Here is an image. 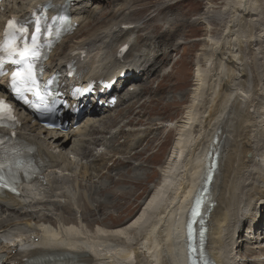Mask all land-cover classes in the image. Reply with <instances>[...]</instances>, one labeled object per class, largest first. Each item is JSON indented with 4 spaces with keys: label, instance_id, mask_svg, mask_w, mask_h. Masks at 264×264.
Instances as JSON below:
<instances>
[{
    "label": "bare ground",
    "instance_id": "1",
    "mask_svg": "<svg viewBox=\"0 0 264 264\" xmlns=\"http://www.w3.org/2000/svg\"><path fill=\"white\" fill-rule=\"evenodd\" d=\"M47 1L70 2L77 32L94 23L87 35L61 40L47 62L48 71L62 74L65 88L118 77L113 93L102 98L105 103L115 95L118 101L114 108L84 105L85 120L75 128L72 119L67 132L32 123L28 113L18 109L22 121L18 133L35 148L42 170L23 187V195L0 197V255L36 264H189L186 225L217 152L203 207L208 232L200 255L206 253L216 264H264V71L253 69L247 52L250 47L264 65V0H222V8L210 0L200 16L189 22L205 23L208 35L196 55L185 113L171 125L176 133L172 149L138 215L115 227L98 214L87 219L93 211L96 215L103 200L111 202L114 192L105 197L98 196V190L83 194L78 176L88 180L99 174L118 153L113 143L131 125L126 123L129 111L125 109L143 95L144 85L161 74L165 65L157 61L167 58L170 50L157 35L158 24L151 25L153 35L145 34L139 49L132 35L144 30V24L131 21L129 14L115 16L112 10L108 13L114 17L108 21L102 18L104 13L94 17L92 7L101 3L98 9L104 12L108 0H3L0 38L8 18L23 17ZM174 21L167 19L166 31ZM127 43L131 44L127 54L118 56ZM182 43L180 39L177 46ZM69 60L78 65L74 79L66 77ZM125 73L129 77L122 80ZM6 85V78L0 79V96ZM122 104L123 113L106 114ZM110 120L114 122L109 126ZM138 131L129 129L128 152L148 140L149 133L137 137ZM99 145L107 150L95 154ZM112 170L108 179L119 180L116 174L121 169ZM145 174V169L135 168L130 178L140 181Z\"/></svg>",
    "mask_w": 264,
    "mask_h": 264
},
{
    "label": "rangeland",
    "instance_id": "2",
    "mask_svg": "<svg viewBox=\"0 0 264 264\" xmlns=\"http://www.w3.org/2000/svg\"><path fill=\"white\" fill-rule=\"evenodd\" d=\"M209 1L210 0H108V2L103 5V7H106L104 12H102L103 8L99 10L101 3L95 4L98 6L97 8L92 7L91 11L92 13L94 12L93 16H98L99 18L103 16L102 18L105 17L106 21L114 17L113 14L108 13V10H112L115 12V16L117 14H129L131 21L136 23L139 22L141 25L144 24L146 27L144 30L137 33L135 32V34L132 35L139 49H141L144 44V36L147 34L153 35V30L150 28L151 25L156 26L158 24L160 29L157 35H162V40L166 41V48L168 51L170 50V53H167V58L159 57L157 61V63L165 65L161 74L149 84L144 85L143 95H141L133 105L125 109L129 111V117L126 123H130L131 125H127L128 127L123 131L122 135L113 143L114 150L116 149L118 153H115L116 151L114 152V158L111 157L107 160L105 167L102 168L99 174L94 173V176L97 175V177L92 175L87 180L84 179L82 175L78 176L79 185L81 187L80 190L78 186V190L83 194L85 191L86 193H96L98 190V196H106L107 193L110 194L114 192L111 202L103 200L104 202H101L102 204L100 203L101 207L99 208L100 210L96 212V215L93 211V216H88L87 219H95L98 214L100 219L104 218L106 223L114 227L132 220L138 215L142 207V201L150 193V187L156 184L160 178L159 169L168 158L176 137L175 130L171 129V125L175 123V121L181 119L185 113L186 105L190 98L188 91L190 87H192L193 76L195 74L196 55L202 44L207 42L203 41L208 35L205 23L189 22L194 21L195 18L200 16L207 7ZM217 2L218 7L222 8L224 5L222 4V0H216V3ZM102 13L104 14L102 15ZM92 18L93 17L89 18V20H92ZM168 18H175L176 21H174L170 29L166 31V21ZM91 22H95L94 19ZM83 26L84 24L79 30ZM93 28L94 23L86 27L83 32L76 31L77 33H74L70 38L74 39L78 37L79 34L81 36L87 35ZM242 29L244 32V28ZM131 34L129 33L128 36H131ZM212 35H215V33ZM138 36L139 41L137 38ZM180 39L183 43L177 46ZM61 50L63 52L66 49L63 47ZM250 50L252 51L249 47L247 52L250 55L248 56L250 57V64L253 65V69L255 68L256 72L261 68L260 72L262 73L264 71L263 63L254 58ZM254 59H256L261 66L257 63V65H259L257 67L255 62H253ZM124 107L125 104H122L106 114H121L125 111L122 110ZM129 119H131L130 122H128ZM83 120H85V117L80 120L79 123ZM113 122L114 120H110L107 125L110 126ZM130 128L140 129V131L137 132V137L148 133L149 137L147 142L143 143L142 146L128 152L125 143L129 144L131 142V140L126 137L128 136ZM104 150H107L106 147L104 145H99L96 147L95 154H100ZM121 157H124V159ZM120 159L123 161L128 159L129 163H125ZM115 168L121 169L119 170L120 172L116 174L120 179H113L114 181L111 182L108 177L115 172L112 170ZM135 168L145 169V177L140 181L130 178ZM96 185L98 187L97 189ZM91 186L94 187L92 188ZM86 203L87 202H84V204ZM109 206L114 208H110ZM95 226L96 223H94L92 227ZM243 229L246 232L247 225H245ZM243 248L245 249V246H243ZM255 251H258V249H255ZM250 264L258 263L257 261H253Z\"/></svg>",
    "mask_w": 264,
    "mask_h": 264
},
{
    "label": "snow or ice",
    "instance_id": "3",
    "mask_svg": "<svg viewBox=\"0 0 264 264\" xmlns=\"http://www.w3.org/2000/svg\"><path fill=\"white\" fill-rule=\"evenodd\" d=\"M16 21H9L7 24L6 30V41L3 45V50L6 52L8 57L13 55H18L19 60H12V63H18L23 65L21 69H18L16 72L13 73L12 76V87L14 91L18 94H22L24 91H33L37 90L36 94L39 95L38 92V85L34 75V68L33 65L27 62V58L31 56L34 60L39 51V44H38V37L33 36L31 46L27 43L24 44L23 48L20 49L19 45L17 44V33L24 34L27 32V29L23 26L16 27ZM37 33L41 31L39 27V21H37ZM19 49V51H18ZM11 108L7 105L3 100H0V118H3L6 114L10 115ZM5 165L0 164V171L3 170ZM0 180H3V176H0Z\"/></svg>",
    "mask_w": 264,
    "mask_h": 264
},
{
    "label": "water",
    "instance_id": "4",
    "mask_svg": "<svg viewBox=\"0 0 264 264\" xmlns=\"http://www.w3.org/2000/svg\"><path fill=\"white\" fill-rule=\"evenodd\" d=\"M216 161H217V152H215L212 155V161L210 163V165H211L210 170L207 174V182L204 183V186L198 191V193L196 195V203L200 202L201 207L203 206V203L206 199V195L208 193V187H209V183L211 181V177H212L214 169H215ZM200 219H201V208L199 209V214L196 216V220L199 221Z\"/></svg>",
    "mask_w": 264,
    "mask_h": 264
}]
</instances>
